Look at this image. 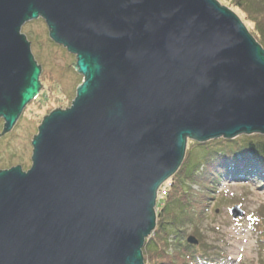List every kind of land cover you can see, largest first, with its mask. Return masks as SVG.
Here are the masks:
<instances>
[{
  "label": "water",
  "instance_id": "water-1",
  "mask_svg": "<svg viewBox=\"0 0 264 264\" xmlns=\"http://www.w3.org/2000/svg\"><path fill=\"white\" fill-rule=\"evenodd\" d=\"M40 18L85 80L0 170V264H144L189 139L264 135V48L219 0H0L1 135L40 94Z\"/></svg>",
  "mask_w": 264,
  "mask_h": 264
},
{
  "label": "rangeland",
  "instance_id": "rangeland-1",
  "mask_svg": "<svg viewBox=\"0 0 264 264\" xmlns=\"http://www.w3.org/2000/svg\"><path fill=\"white\" fill-rule=\"evenodd\" d=\"M219 1L229 7L227 3ZM229 8L239 15L256 39L253 35L254 24L246 20L237 9ZM21 32L31 43L34 58L42 68V88L38 100H32L14 127L3 135L5 120L0 117V170L16 165L22 166L24 170L31 167L33 137L38 134L44 117L58 108H70L77 96V88L84 81L83 74L72 65H77V56L51 39L50 30L43 18L25 23ZM191 142L197 143L189 139L187 144L186 155L189 151L190 169L203 164L207 153L205 146L193 145ZM168 181L159 191L162 197ZM215 184L217 192L214 195L211 191L203 194L198 190L194 193L211 199L210 206L204 219L197 217L188 221L189 230L183 234L185 241L191 235L196 236L199 244L193 246L214 256L216 264H264V178L232 180L224 177ZM201 186L211 187L208 184L198 187ZM204 202L201 200V203ZM235 206L243 210L242 217L233 218L231 209ZM195 229H199L201 237L197 236ZM201 239L204 244H201Z\"/></svg>",
  "mask_w": 264,
  "mask_h": 264
},
{
  "label": "trees",
  "instance_id": "trees-1",
  "mask_svg": "<svg viewBox=\"0 0 264 264\" xmlns=\"http://www.w3.org/2000/svg\"><path fill=\"white\" fill-rule=\"evenodd\" d=\"M221 1L237 9L254 24L253 35L264 45V0ZM83 78L85 80L84 75ZM38 98L39 95L34 100ZM191 143L206 147L204 163L190 169L188 151L186 160L166 184L165 195L158 196L156 227L142 248L144 264H216L214 256L207 251L201 252L184 239V232L189 230L188 221L197 217L204 219L210 206L211 199L194 193L211 191L214 195L217 192L215 183L224 177L232 180L264 178V135ZM205 184L211 187H198ZM201 200L205 202L201 203ZM194 232L201 237L199 229ZM201 244H204L203 240Z\"/></svg>",
  "mask_w": 264,
  "mask_h": 264
}]
</instances>
